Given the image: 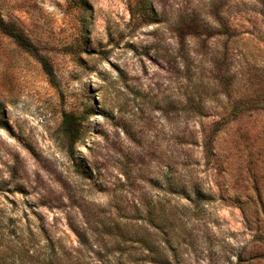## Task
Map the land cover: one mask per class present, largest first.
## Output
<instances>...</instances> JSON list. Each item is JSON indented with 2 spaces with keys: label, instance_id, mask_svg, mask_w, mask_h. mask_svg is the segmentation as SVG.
Masks as SVG:
<instances>
[{
  "label": "rangeland",
  "instance_id": "374dc122",
  "mask_svg": "<svg viewBox=\"0 0 264 264\" xmlns=\"http://www.w3.org/2000/svg\"><path fill=\"white\" fill-rule=\"evenodd\" d=\"M0 17V264H264V0Z\"/></svg>",
  "mask_w": 264,
  "mask_h": 264
},
{
  "label": "trees",
  "instance_id": "16d2710c",
  "mask_svg": "<svg viewBox=\"0 0 264 264\" xmlns=\"http://www.w3.org/2000/svg\"><path fill=\"white\" fill-rule=\"evenodd\" d=\"M0 28L3 30V32L8 34L10 37H12L22 49H24L26 52H28L30 55L36 58L43 66L46 73L49 75L51 82L53 84H56V77L54 75L53 68L51 67L50 63L41 54L37 46L19 28L7 24L2 20L1 17H0ZM67 119H70L69 116H67ZM77 120L79 121L77 124L81 126L82 119H77ZM70 121L73 120L70 119ZM70 126H71V122H70ZM74 133L75 131L74 128H72V126L70 127V129L66 130V134L70 138L73 137Z\"/></svg>",
  "mask_w": 264,
  "mask_h": 264
}]
</instances>
